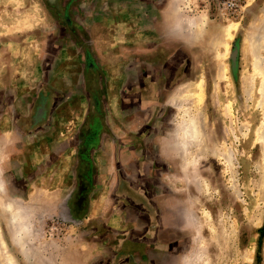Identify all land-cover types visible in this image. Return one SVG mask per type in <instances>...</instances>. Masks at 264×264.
<instances>
[{"label":"rangeland","instance_id":"obj_1","mask_svg":"<svg viewBox=\"0 0 264 264\" xmlns=\"http://www.w3.org/2000/svg\"><path fill=\"white\" fill-rule=\"evenodd\" d=\"M2 26L14 262L264 264V0H0Z\"/></svg>","mask_w":264,"mask_h":264},{"label":"bare ground","instance_id":"obj_2","mask_svg":"<svg viewBox=\"0 0 264 264\" xmlns=\"http://www.w3.org/2000/svg\"><path fill=\"white\" fill-rule=\"evenodd\" d=\"M179 23H180V21H179ZM191 24H192V22H191ZM226 33L231 38V27L230 26L226 29L225 34ZM263 44L264 43H262L261 45L263 46ZM262 46H259V48L262 47ZM255 58H256V60H255L256 61L255 62L256 63V65H255V67H256V76H257V78H259V82L261 83V88H262L261 91L264 93V66H263V60L264 59L262 60V58L260 56V53L257 54ZM201 87H202V84H199V85L197 84V88H198V91H199L198 94H196V92H193L191 95H189V97H191V98H194V97L198 98L199 103L202 101V97H203V93H202ZM200 90H201V93H200ZM186 96H187V94H186ZM201 127L202 126L199 123L197 116L196 117L195 116H189L187 118V120L183 123V125L180 127V130H181V134H180L181 139L180 140H181V142L179 141L180 142L179 145H181V144L185 145V144L193 143L195 141H200V138H202ZM12 206L13 205L6 204L4 207L9 209L8 211H9V213L11 215L12 224H14V226L17 227L21 223V221L22 222L24 221L25 218L24 217L20 218L19 214H20L21 211L18 209L17 206L16 207L14 206V208H16V209H14ZM18 219H19V222L17 221ZM16 222H18V224H16ZM4 253H6L9 256L10 260L6 259V262L5 261L3 262V258L5 257ZM0 264H17L16 262H14L12 257L5 250V242L2 239L1 234H0Z\"/></svg>","mask_w":264,"mask_h":264},{"label":"crops","instance_id":"obj_3","mask_svg":"<svg viewBox=\"0 0 264 264\" xmlns=\"http://www.w3.org/2000/svg\"><path fill=\"white\" fill-rule=\"evenodd\" d=\"M0 28H1L0 30L4 31V34L10 33V32H12V30H13V32H14V29H15L14 27H13L14 29H13V28L11 29L10 27H7V26H2V27H0ZM22 30H23V31H27L28 29H27V30H26V29H22ZM5 31H6V33H5ZM6 45H10V44H9V43H6ZM109 77H110V78H109ZM108 81H109V82H112V81H113V78H112L111 76H109V75H108ZM109 92H110V91H109ZM109 92H108V93H109ZM110 97H113V95L110 96ZM163 97H165L164 100H163V102H164V104H166L165 99H166L167 97H166L165 95H164ZM108 154H109V153H108Z\"/></svg>","mask_w":264,"mask_h":264},{"label":"clouds","instance_id":"obj_4","mask_svg":"<svg viewBox=\"0 0 264 264\" xmlns=\"http://www.w3.org/2000/svg\"><path fill=\"white\" fill-rule=\"evenodd\" d=\"M178 264H194V262H190L185 256H181Z\"/></svg>","mask_w":264,"mask_h":264}]
</instances>
